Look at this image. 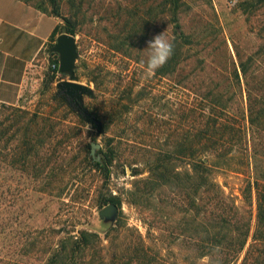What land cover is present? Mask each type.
<instances>
[{"label": "rangeland", "instance_id": "1", "mask_svg": "<svg viewBox=\"0 0 264 264\" xmlns=\"http://www.w3.org/2000/svg\"><path fill=\"white\" fill-rule=\"evenodd\" d=\"M29 1L52 10L49 0ZM247 1L251 0H58L60 25L72 21L76 26L77 76L94 91L93 97H84V104L108 130L100 133L97 124L84 120L59 95L57 84L68 77L50 71L57 59L50 45L20 103L13 106L29 116L47 117L55 126L43 131L40 169L37 160L17 161L16 128L10 130V145L0 148V264H46L69 232L99 234L107 254V234L116 226L139 230L145 237L149 228L170 236V208L165 203L175 197L170 190H158L142 203L133 196L151 179L149 164L158 154L177 159L170 164L186 172L191 153H178L179 144L198 141L210 108L208 92L228 95L231 113L226 118L235 126L240 121L237 111L247 95L240 62L253 57L251 78L264 75V0H252L254 8H247ZM175 10L178 21L173 19ZM162 32L172 40L175 32H184L190 36L185 46L191 51L178 73L146 77L140 61L146 60L147 42ZM236 69L241 85L234 78ZM6 114L0 107V119ZM57 142L61 145L56 155L48 152V145ZM94 143L101 147L93 153ZM99 151H114L109 180L88 162ZM45 157H50L48 163ZM49 172L54 174L50 180ZM244 178L237 173L222 177L230 190L243 186ZM110 195L122 200L114 220L100 215L109 206L101 201ZM179 202L185 207L184 199ZM253 212L254 232L256 202ZM87 258L91 260V252Z\"/></svg>", "mask_w": 264, "mask_h": 264}, {"label": "trees", "instance_id": "2", "mask_svg": "<svg viewBox=\"0 0 264 264\" xmlns=\"http://www.w3.org/2000/svg\"><path fill=\"white\" fill-rule=\"evenodd\" d=\"M25 1L45 14L61 17L58 0H49L51 11ZM245 5L247 8L255 7L252 0ZM176 8L178 11L179 7ZM177 11L173 18L176 21L179 19ZM63 33L76 36V26L72 21L67 26L59 24L56 27L52 42L56 43V37ZM175 35L172 57L156 71L161 77L178 73L185 63L183 58L191 51L185 46L190 36L184 32H175ZM52 55L57 59L52 61L50 71L56 75L59 72V55ZM254 63L255 59L250 57L239 65L247 95L245 105L237 111L242 115L238 124L235 126L226 118L231 113V98L217 90L208 92L206 99L210 108L204 130L197 135L198 141L179 144L178 153H191L186 172L181 173L177 165L170 164L177 159L158 154L149 164L151 179L133 196L135 202L142 203L158 190H170L175 197L171 204L165 199L171 217L169 237L158 236L156 231L152 232L154 228H149L145 237L139 230H123L116 226L107 234L111 250L107 254L102 250L103 241L99 234L81 231L72 235L69 232L60 239L46 264H264V75L255 80L251 78L249 72ZM234 78L241 85L237 69ZM0 107L7 112L0 119V148L10 145L9 140L13 137L9 135L10 130L16 128L20 141L15 149L17 161L25 164L37 160L40 169L43 158L39 156L38 147L43 144V131L47 126L53 131L55 126L49 125L51 120L40 114L29 116L13 106L0 104ZM102 129L106 131L108 127L105 125ZM60 145L61 142L49 144L48 152L56 155ZM200 151L201 156L196 155ZM98 155L90 156L88 162L91 164L92 161L94 169L109 180L114 151H99ZM44 159L47 163L50 161V157ZM233 173L246 177L242 179L243 186L237 190H230L222 179L223 175ZM52 177L53 172H49L48 180ZM178 199H184L185 207ZM255 202L256 228L253 232ZM110 204L121 209L122 200L110 195L101 201L102 206ZM126 233L127 237L124 236ZM110 234H113L111 238ZM89 252L91 260L87 258Z\"/></svg>", "mask_w": 264, "mask_h": 264}, {"label": "crops", "instance_id": "3", "mask_svg": "<svg viewBox=\"0 0 264 264\" xmlns=\"http://www.w3.org/2000/svg\"><path fill=\"white\" fill-rule=\"evenodd\" d=\"M59 24L25 0H0V104L20 103Z\"/></svg>", "mask_w": 264, "mask_h": 264}, {"label": "water", "instance_id": "4", "mask_svg": "<svg viewBox=\"0 0 264 264\" xmlns=\"http://www.w3.org/2000/svg\"><path fill=\"white\" fill-rule=\"evenodd\" d=\"M51 53L59 55V74L68 77L57 84L59 95L67 99L69 106L84 120L97 124L102 133V124L84 104L85 96H94V91L89 86L81 83L77 76V61L80 57L77 39L73 35L63 33L58 36L57 42L52 46ZM101 147L100 144H92V152ZM119 208L116 204H110L104 208L100 215L108 220L116 219Z\"/></svg>", "mask_w": 264, "mask_h": 264}, {"label": "clouds", "instance_id": "5", "mask_svg": "<svg viewBox=\"0 0 264 264\" xmlns=\"http://www.w3.org/2000/svg\"><path fill=\"white\" fill-rule=\"evenodd\" d=\"M145 50L146 60L142 59L140 63L145 69V76L151 77L172 57L174 53V42L162 32L147 42Z\"/></svg>", "mask_w": 264, "mask_h": 264}, {"label": "built area", "instance_id": "6", "mask_svg": "<svg viewBox=\"0 0 264 264\" xmlns=\"http://www.w3.org/2000/svg\"><path fill=\"white\" fill-rule=\"evenodd\" d=\"M232 2H235L236 0H231ZM53 67H56V65H53Z\"/></svg>", "mask_w": 264, "mask_h": 264}]
</instances>
